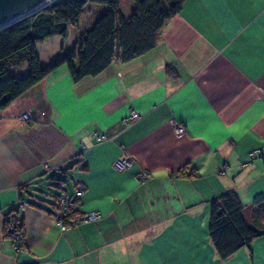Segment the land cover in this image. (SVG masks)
<instances>
[{"label":"crops","instance_id":"1","mask_svg":"<svg viewBox=\"0 0 264 264\" xmlns=\"http://www.w3.org/2000/svg\"><path fill=\"white\" fill-rule=\"evenodd\" d=\"M119 7L128 14L133 2ZM82 14L36 44L42 64L96 18L79 26ZM261 145L264 0H183L147 50L76 81L59 64L0 108V264H264V233L221 257L207 231L209 200L227 190L264 230V207L253 209L264 206ZM121 155L130 164L117 170ZM54 165L63 187L81 188L80 210L98 217L60 229L46 209ZM11 205L20 249L2 230Z\"/></svg>","mask_w":264,"mask_h":264},{"label":"trees","instance_id":"2","mask_svg":"<svg viewBox=\"0 0 264 264\" xmlns=\"http://www.w3.org/2000/svg\"><path fill=\"white\" fill-rule=\"evenodd\" d=\"M87 2L102 4L104 10L87 28L78 32L68 48H64L47 64H42L36 44L52 34L65 36L68 27L79 19ZM132 2V10L123 14L119 0H53L34 13L0 28V108L59 64L64 63L70 77L76 81L84 75L99 73L115 56L125 60L147 50L154 45L159 27L179 10L183 0ZM22 62H25L26 72L16 74L13 69ZM59 170L49 169L53 182L58 186L46 208L49 214H52L51 205L61 190L68 193L73 191V188L69 191L63 187ZM178 173L189 175L183 169H179ZM262 207L263 204L259 202L253 209L260 213ZM82 211L78 206L59 220L72 222V218ZM2 230L20 249L23 229L18 206L11 205L3 211ZM207 231L221 257L230 255L264 233L263 229L253 226L244 218L242 204L233 190H227L209 200Z\"/></svg>","mask_w":264,"mask_h":264},{"label":"built area","instance_id":"3","mask_svg":"<svg viewBox=\"0 0 264 264\" xmlns=\"http://www.w3.org/2000/svg\"><path fill=\"white\" fill-rule=\"evenodd\" d=\"M42 114L44 113V110L40 111ZM29 111H24L21 114V118H28L29 117ZM138 115V113L131 109L128 116L129 118H134ZM184 131V127L182 124L177 123L174 125V132L177 136L181 135ZM104 137V135H98L97 137ZM255 150H259L260 152L264 153V145H261V147L255 149ZM254 152V150L249 151V155H252ZM113 167L117 170H121L127 166H129L130 164V159L128 156H119L117 157L114 161H113ZM245 164V163H243ZM46 167H50L47 163H45ZM47 167V168H48ZM52 169H56L59 170L62 168L61 165H54L51 167ZM145 173L141 174V177H144ZM81 192V188L79 186H75L73 188V191L71 193L66 192L65 190H61L59 195L55 198L54 203L51 205V211H52V217L55 219V221L57 222V224L59 225L61 230H64L68 227H70L71 225H73L75 222H77L78 220H90V219H95L96 217H98L99 212L91 210V211H82L79 212L78 214H76L74 216V218H72V222H62L61 220H59L60 217H63L65 215H69V213L73 210L77 209V202L75 201L76 196L79 195V193Z\"/></svg>","mask_w":264,"mask_h":264},{"label":"water","instance_id":"4","mask_svg":"<svg viewBox=\"0 0 264 264\" xmlns=\"http://www.w3.org/2000/svg\"><path fill=\"white\" fill-rule=\"evenodd\" d=\"M53 0H0V28L21 19Z\"/></svg>","mask_w":264,"mask_h":264},{"label":"rangeland","instance_id":"5","mask_svg":"<svg viewBox=\"0 0 264 264\" xmlns=\"http://www.w3.org/2000/svg\"><path fill=\"white\" fill-rule=\"evenodd\" d=\"M100 6H102V4L95 3V2H87V4L84 7V10H83V14H82L83 16H82L81 20H79L78 25L79 26H83V24L85 23L84 18H83L85 16V14L89 13L90 14V18H92V16H96L95 15L96 14V11L95 10H96V8H98ZM122 7H123V9L125 8V6L123 4H122ZM74 30H75V27L72 26L69 35H71ZM13 71L16 74H21V75L24 74L26 72L25 62H22V63L18 64L16 67H14ZM39 113L42 115L41 112H39ZM28 118H26V119H28ZM22 119L26 120L23 117H22Z\"/></svg>","mask_w":264,"mask_h":264},{"label":"bare ground","instance_id":"6","mask_svg":"<svg viewBox=\"0 0 264 264\" xmlns=\"http://www.w3.org/2000/svg\"><path fill=\"white\" fill-rule=\"evenodd\" d=\"M127 117V116H126ZM134 119V118H133Z\"/></svg>","mask_w":264,"mask_h":264}]
</instances>
